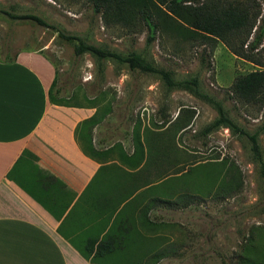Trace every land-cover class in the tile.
Here are the masks:
<instances>
[{
  "label": "rangeland",
  "instance_id": "obj_1",
  "mask_svg": "<svg viewBox=\"0 0 264 264\" xmlns=\"http://www.w3.org/2000/svg\"><path fill=\"white\" fill-rule=\"evenodd\" d=\"M255 1L258 27L263 25L264 0ZM0 10L35 14L88 44L138 54L171 72L175 81L196 77L201 91L220 102L237 125L258 135L264 158V105L244 104L230 92L238 76L263 68L234 55L222 41L158 34L148 43L145 26L106 24L87 1L0 0ZM24 51H41L54 64L55 90L66 104H90L95 96L104 102L101 107L111 116L107 123L120 124L117 141H129L142 161L151 163L154 205L162 207L154 212V221L168 233L165 251L154 260L264 264L260 165L247 137L225 127L207 132L218 118L214 105L186 90L169 89L160 76L130 70L118 61H100L89 53L77 56L75 44L60 38L55 29L12 21L0 12V62ZM258 59L264 64V49ZM184 109H191L194 118L181 129L191 116Z\"/></svg>",
  "mask_w": 264,
  "mask_h": 264
},
{
  "label": "crops",
  "instance_id": "obj_2",
  "mask_svg": "<svg viewBox=\"0 0 264 264\" xmlns=\"http://www.w3.org/2000/svg\"><path fill=\"white\" fill-rule=\"evenodd\" d=\"M55 79L41 51L0 62V264H154L168 233L151 163L97 96L52 104Z\"/></svg>",
  "mask_w": 264,
  "mask_h": 264
},
{
  "label": "trees",
  "instance_id": "obj_3",
  "mask_svg": "<svg viewBox=\"0 0 264 264\" xmlns=\"http://www.w3.org/2000/svg\"><path fill=\"white\" fill-rule=\"evenodd\" d=\"M89 2L93 10L101 14L106 24H119L124 27L143 25L148 30L147 42L156 40L157 35H170L182 40H220L236 56L261 66L263 69L238 76L230 92L233 98L244 104L264 105V64L258 59V53L264 49V20L257 27L260 9L255 0H76ZM12 21H31L44 28H52L60 38L75 44V53L82 56L89 53L96 59L114 60L126 64L130 70L160 76L169 89H183L197 98L205 100L216 108L218 118L207 129L225 127L236 135L245 136L251 143V150L258 161L264 180V158L257 134H250L237 125L227 114L224 106L201 91L199 80L194 78L175 81L171 72L157 69L138 54L124 55L96 45L86 43L82 38L67 35L50 25L45 19L35 14H19L0 10ZM15 59L5 60L12 63ZM57 74V73H56ZM56 79L50 88L52 104L70 106L63 101L60 91L55 90ZM188 121L181 129L190 126L194 118L191 109ZM264 129V125H263ZM161 176V175H160ZM159 176V177H160ZM251 263V261H248Z\"/></svg>",
  "mask_w": 264,
  "mask_h": 264
}]
</instances>
